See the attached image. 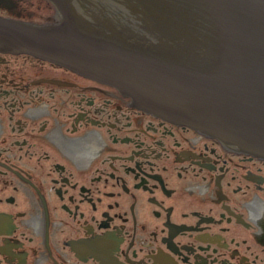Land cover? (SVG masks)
<instances>
[{
    "label": "flooded vegetation",
    "instance_id": "1",
    "mask_svg": "<svg viewBox=\"0 0 264 264\" xmlns=\"http://www.w3.org/2000/svg\"><path fill=\"white\" fill-rule=\"evenodd\" d=\"M0 16L64 27L52 0ZM0 38V264H264V157Z\"/></svg>",
    "mask_w": 264,
    "mask_h": 264
},
{
    "label": "water",
    "instance_id": "2",
    "mask_svg": "<svg viewBox=\"0 0 264 264\" xmlns=\"http://www.w3.org/2000/svg\"><path fill=\"white\" fill-rule=\"evenodd\" d=\"M52 1L63 28L0 16V38L264 157V0Z\"/></svg>",
    "mask_w": 264,
    "mask_h": 264
}]
</instances>
